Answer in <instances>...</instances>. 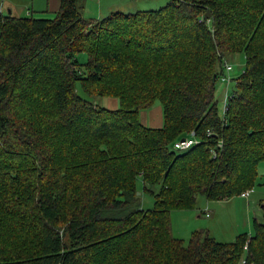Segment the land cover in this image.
<instances>
[{"label": "trees", "instance_id": "obj_1", "mask_svg": "<svg viewBox=\"0 0 264 264\" xmlns=\"http://www.w3.org/2000/svg\"><path fill=\"white\" fill-rule=\"evenodd\" d=\"M80 1L61 0L51 18L0 10V264H264V204L250 237L222 243L196 231L184 245L169 235L170 212L193 208L198 194L226 199L256 182L264 0H169L99 19ZM236 52L245 67L220 114L215 81ZM77 83L118 107L84 99ZM155 103L161 127L140 121ZM192 132L196 144L171 148ZM139 182L151 209L139 208ZM112 208L122 215L107 223ZM148 226L158 242L125 258Z\"/></svg>", "mask_w": 264, "mask_h": 264}, {"label": "rangeland", "instance_id": "obj_2", "mask_svg": "<svg viewBox=\"0 0 264 264\" xmlns=\"http://www.w3.org/2000/svg\"><path fill=\"white\" fill-rule=\"evenodd\" d=\"M8 1V0H7ZM17 7L13 10L12 15L14 16H33V17H53L54 14L42 13L43 11V0H15ZM169 0H85L82 14L85 18H94L96 15V7L101 6V16H107L113 12H122L124 14L135 13L139 10H154L158 9L168 3ZM4 13H8V9H3ZM99 13V12H97ZM103 16V17H104ZM88 55L84 52L77 54L79 63H85ZM224 63L231 65L232 69L228 75L230 78L229 82H223L217 76L215 81V100L217 108L220 114L223 112L225 105V97L229 96L234 89L235 79H237L243 72L245 67V54L244 52H236L234 54L224 55ZM223 74L226 71L223 70ZM112 82V80H111ZM77 93L84 99L97 103L100 106L108 107L106 102L112 101L119 104V99L115 96H109L108 94L102 93L103 96L98 95H87L80 87V84H76ZM95 90L98 91L96 85ZM108 102V103H112ZM145 110V109H144ZM222 111V112H221ZM23 158L20 157L19 160ZM30 161L29 159H27ZM14 166L17 165L15 162ZM50 165H53L50 163ZM29 172V171H28ZM31 172V171H30ZM264 161L258 165V175L256 182L251 188L249 195L244 197L242 195H235L226 199L211 200L207 199L204 194H198L195 206L193 208L179 207L181 209H175L170 212V236L179 238L184 245H188L192 233L196 231H205L213 237L217 242L229 243L236 239L241 234L247 235L248 237L253 236L254 230V219L262 221V204H264ZM136 194H139V208L151 209L154 205L153 197L143 190L141 182L137 185ZM159 188L155 186V189ZM138 208V209H139ZM103 219L108 223V220L113 218L116 219L122 215L118 210L108 209L103 214ZM63 231V230H62ZM160 231L153 229V226H148L147 229L142 230L141 234L138 235L137 241L130 245L127 253L124 254L125 258H129L131 251L143 240H149L158 242L154 235H159ZM172 234V235H171ZM159 247H162L159 245ZM158 247V248H159ZM140 244L137 249L142 250ZM156 247H154L155 249ZM157 248V249H158ZM156 249V250H157ZM159 251V249L157 250ZM163 251V250H162Z\"/></svg>", "mask_w": 264, "mask_h": 264}, {"label": "crops", "instance_id": "obj_3", "mask_svg": "<svg viewBox=\"0 0 264 264\" xmlns=\"http://www.w3.org/2000/svg\"><path fill=\"white\" fill-rule=\"evenodd\" d=\"M83 1L85 2V0L80 1L81 11L84 7ZM60 3H61V0H43L42 5L44 6L43 7L44 9L41 12L46 13V14H54L59 9ZM16 7H17V2L15 0H8V1L7 0H0V10L1 11H3V9L6 8L12 14L13 10H15ZM100 7L101 6L96 7V11H95L96 15H95L94 19H99V18H102L104 16V15H102V16L100 15V14H102ZM97 12H99V13H97ZM46 18H49V17H46ZM108 102H112V101L107 100L106 104L108 107H112V108L118 107L117 102H115V103L114 102L108 103ZM139 117H140L141 123L146 125V126L161 127L162 123H163L161 105L159 103H155L152 107L140 111ZM244 197H247V196H244Z\"/></svg>", "mask_w": 264, "mask_h": 264}, {"label": "built area", "instance_id": "obj_4", "mask_svg": "<svg viewBox=\"0 0 264 264\" xmlns=\"http://www.w3.org/2000/svg\"><path fill=\"white\" fill-rule=\"evenodd\" d=\"M224 67H225L224 70L226 71V74H223L222 73L223 71H222L221 74L218 77L223 82H229L230 81V78H229L228 73H229V71H231L232 67H231V65L226 64V63H224ZM228 98H229V96H226L225 97V105L223 107V110H225V107H226ZM208 133H210V132H208ZM196 142L197 141L194 138V133L192 132L191 135L186 136V137L179 138L176 141H174L171 148L173 150H176V151H184V150L190 148L192 145L196 144ZM212 154L213 155H216V151L215 150L212 151ZM248 194H249V191H245L241 195L242 196H248Z\"/></svg>", "mask_w": 264, "mask_h": 264}, {"label": "water", "instance_id": "obj_5", "mask_svg": "<svg viewBox=\"0 0 264 264\" xmlns=\"http://www.w3.org/2000/svg\"><path fill=\"white\" fill-rule=\"evenodd\" d=\"M9 12V11H8Z\"/></svg>", "mask_w": 264, "mask_h": 264}]
</instances>
